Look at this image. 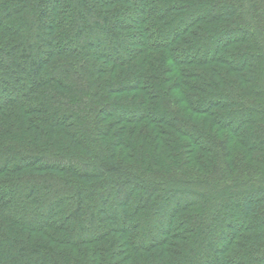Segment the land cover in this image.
Segmentation results:
<instances>
[{
  "label": "trees",
  "instance_id": "16d2710c",
  "mask_svg": "<svg viewBox=\"0 0 264 264\" xmlns=\"http://www.w3.org/2000/svg\"><path fill=\"white\" fill-rule=\"evenodd\" d=\"M0 264H264V0H0Z\"/></svg>",
  "mask_w": 264,
  "mask_h": 264
},
{
  "label": "rangeland",
  "instance_id": "374dc122",
  "mask_svg": "<svg viewBox=\"0 0 264 264\" xmlns=\"http://www.w3.org/2000/svg\"><path fill=\"white\" fill-rule=\"evenodd\" d=\"M164 126H166V125L165 124L160 125V127H164ZM166 128L168 129V133H169V131H172L170 129V127L166 126ZM149 132H150V127H149V125L147 127V123L146 122L141 123V125L137 129V134H139L141 137H144L145 144L147 142L146 147L144 148V150H147L148 148L151 149V148L154 147L153 145H155L154 141H152V139H151V137L149 135ZM241 134H243V133H241ZM161 137H162V142H161V145L159 146V151H162V150L165 149V145L166 144H164V140L168 144L169 143L168 141L170 139L168 135H162ZM132 142H133V140H131V143ZM196 153H198V151H196ZM255 220L256 219L253 216H251V217H249L248 222H249L250 225H252L253 223H255Z\"/></svg>",
  "mask_w": 264,
  "mask_h": 264
}]
</instances>
